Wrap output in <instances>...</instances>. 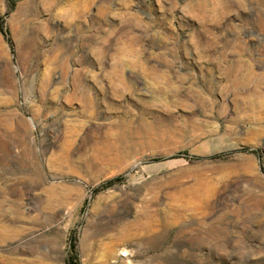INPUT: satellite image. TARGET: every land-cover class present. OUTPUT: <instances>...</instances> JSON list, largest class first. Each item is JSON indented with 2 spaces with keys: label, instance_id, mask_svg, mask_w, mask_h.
<instances>
[{
  "label": "rangeland",
  "instance_id": "374dc122",
  "mask_svg": "<svg viewBox=\"0 0 264 264\" xmlns=\"http://www.w3.org/2000/svg\"><path fill=\"white\" fill-rule=\"evenodd\" d=\"M0 264H264V0H0Z\"/></svg>",
  "mask_w": 264,
  "mask_h": 264
},
{
  "label": "bare ground",
  "instance_id": "6f19581e",
  "mask_svg": "<svg viewBox=\"0 0 264 264\" xmlns=\"http://www.w3.org/2000/svg\"><path fill=\"white\" fill-rule=\"evenodd\" d=\"M197 194V193H196Z\"/></svg>",
  "mask_w": 264,
  "mask_h": 264
}]
</instances>
